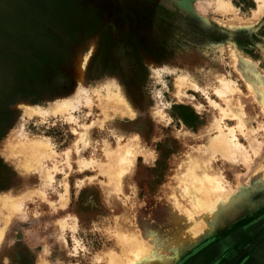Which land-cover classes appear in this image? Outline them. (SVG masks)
Listing matches in <instances>:
<instances>
[{
  "label": "rangeland",
  "instance_id": "obj_1",
  "mask_svg": "<svg viewBox=\"0 0 264 264\" xmlns=\"http://www.w3.org/2000/svg\"><path fill=\"white\" fill-rule=\"evenodd\" d=\"M225 1L0 0V264H113L126 233L167 264H264V0ZM220 77L235 85L222 96ZM216 120L246 158L212 150ZM126 141L119 177L105 151ZM199 164L238 209L205 230L190 218L198 235L174 247L190 222L180 178Z\"/></svg>",
  "mask_w": 264,
  "mask_h": 264
},
{
  "label": "bare ground",
  "instance_id": "obj_2",
  "mask_svg": "<svg viewBox=\"0 0 264 264\" xmlns=\"http://www.w3.org/2000/svg\"><path fill=\"white\" fill-rule=\"evenodd\" d=\"M218 2L221 3V5L224 9H229L231 7V3L228 1L218 0ZM262 7H264V6H262L261 3H258L254 14H257L258 12H260L262 10ZM250 20H251V18H250ZM239 57H240L239 58L240 64L238 65L239 70L242 73L243 77L245 78L247 85L252 86L251 78L247 74V71L249 70V66H248L249 61L245 57H241V56H239ZM81 62H83L82 59H81ZM80 65H79V67L82 66V65L81 66ZM219 80H220L221 85L215 87L214 90L217 91V93L220 94L221 96L224 95L225 93H227L226 92L227 90H230L235 86V85H233L234 81L230 80L226 77H220ZM261 89L262 90L258 91L259 101L262 104V108H264V88H261ZM183 91L184 90H182V87L180 88V86H179V88L177 90V94H183L184 95ZM113 96H114L113 93L109 94V98L113 97ZM115 96L117 98V94H115ZM209 101H210V99H209ZM213 102L214 101H212V104H213ZM193 104H194V102H193ZM74 105H75V103L72 100H66V101H63L62 105L57 107V109H59L60 111L61 110L65 111V110H68V109H66L67 107L73 108ZM116 105H118V103H116ZM197 106H198V104H197ZM228 106L230 107L229 103H228ZM34 111H36V110H34L32 107L29 108V112H34ZM222 111H223L222 116L228 114L227 110L222 109ZM242 112L243 111L237 112V111L233 110V114L237 117V120H238L237 125L239 127H243V125H245L247 122V120H245V117H244ZM69 115H70V112H69ZM216 126L218 129V133L213 137L211 136L210 137L211 139L209 140V146L212 148V150L218 151V152L220 151L221 152L220 154H224L225 156H230V158L228 157L229 159H231V157L235 159L238 156L237 154H239V153L241 155V158H243V159L246 158L248 152L246 153V148L243 146V144H240V142L237 140L233 128L229 127V131L226 132L223 128V125H221L219 123V120H216ZM83 136H84V133H83ZM13 144L15 145V143H13ZM15 146H17V143ZM19 146L21 147L22 151L27 152L26 149L32 148V151L38 150L39 152H41L40 151L41 149H43L45 146L46 147L49 146V142L47 140H43V139H33V138L27 139V138H25L22 141L21 145H19ZM252 147H254V146L252 145ZM133 150H134V148H133L131 142L126 141L121 146H116V148L114 149L113 152L111 150H109L108 152H107V150L105 151L107 153V156H111V158H113L112 161H114L116 166H117V170H115V171L118 173L119 177H120L122 171L128 166L129 157L131 156L130 153ZM32 153H34V152H32ZM41 153H44V149L42 150ZM33 157H35L34 154H33ZM84 161H86V160H84ZM110 161L111 160H109L107 162L110 163ZM81 162H83V161H81ZM112 168L113 167L108 168V169L112 170ZM104 169L105 168H103L102 170L104 171ZM107 171H110V170H107ZM107 171H105V173ZM218 174L215 173V171H213L211 167H209V169H208L206 166H202L200 164L198 166H194V167L193 166L186 167L185 172L183 173V175L180 178V183L182 184V187H181L182 193L181 194H182L183 198L185 199V201H187V203L190 206L186 209V210H189V211H186V213H187V216H188V219L190 222H189V224L187 223L188 227L186 226V227L181 229V231H180L181 238L180 239L178 238V240L173 239L174 240V242H173L174 247H178V248L182 247L185 242L188 243L190 241H193L194 238L198 235L197 233L193 232V223L191 222V220L196 219L198 221V227L200 229L205 230V229L209 228L210 223L208 224V222H207L208 218L211 219L212 221L215 220V222L218 223V222H221L222 220H224L225 217H230L238 209L237 204H238V201L240 200L239 197H237L235 195L231 196L232 192H230V188L226 187V185H225L226 183L224 184L222 178L219 176L220 174L219 175ZM61 198H63L65 200V197L63 195L61 196ZM12 201H13V199L11 197H8V199L4 200V204L9 205L10 207H14L13 202H15V201H13V202ZM190 218H191V220H190ZM200 229H198V230H200ZM122 233H124V232H122ZM126 234H122V235L119 234L120 236L118 237L120 242H122L123 246L126 248L124 259L118 258L119 256H117V255H115V256L111 255L110 259H111L113 264H167L168 260H165L163 257H161L160 261H159V256L156 255L154 252H151L150 248L146 247L147 246L146 244H144V243L142 244V241L135 240L136 238H134V237L136 235L134 236V234H132L129 236L127 234L128 235L127 236ZM195 234H197V235H195ZM155 257H157V258H155Z\"/></svg>",
  "mask_w": 264,
  "mask_h": 264
}]
</instances>
